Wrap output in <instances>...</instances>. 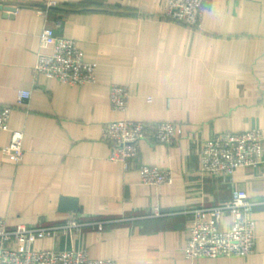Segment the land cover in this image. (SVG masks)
Segmentation results:
<instances>
[{
  "label": "crops",
  "instance_id": "obj_1",
  "mask_svg": "<svg viewBox=\"0 0 264 264\" xmlns=\"http://www.w3.org/2000/svg\"><path fill=\"white\" fill-rule=\"evenodd\" d=\"M45 1L0 0V104L13 106L9 129H0V217L10 228L83 223L38 239V250L85 248L117 264H264V162L227 181L201 168L212 136L264 134V0H206L200 28L164 17L166 0H56L41 14ZM45 26L77 41L97 64V82L34 72L38 52H51L41 44ZM113 83L130 89L126 112L112 109ZM21 89L32 96L19 103ZM119 118L174 122L176 140L143 139L125 168L102 139L103 124ZM13 129L25 134L20 163L2 150ZM142 164L170 169L174 181L143 183ZM236 188L255 202V251L188 259L189 210L226 202ZM231 221L225 213L222 227Z\"/></svg>",
  "mask_w": 264,
  "mask_h": 264
},
{
  "label": "built area",
  "instance_id": "obj_2",
  "mask_svg": "<svg viewBox=\"0 0 264 264\" xmlns=\"http://www.w3.org/2000/svg\"><path fill=\"white\" fill-rule=\"evenodd\" d=\"M206 0H166L163 15L167 19L200 28ZM56 0H46L38 6L41 14L57 7ZM43 47L51 52H38L34 72L55 78L71 85L97 82V64L84 58L74 38L57 33L51 26H45L40 35ZM130 89L127 85L113 83L110 87V101L113 111L126 112L129 107ZM32 96V91L21 89L18 102ZM13 106L0 104V129H9ZM177 124L171 121L149 124L141 120L119 118L108 121L102 127V139L111 144L110 158L120 161L129 168L140 154L143 139L172 144L176 140ZM24 131L13 129L9 143L2 148L16 163L25 154ZM264 162V134L260 128L245 131H226L207 139L202 148L201 168L210 174L231 180L235 171L243 167H257ZM141 180L145 184L164 185L174 181L168 168L142 164ZM255 202L244 189L236 188L230 200L210 207L193 208L192 224L185 256L194 260L201 257L247 256L256 248V220L253 217ZM230 212L229 228L222 227V217ZM155 215H160L155 207ZM98 229L103 222H95ZM83 225L76 219L64 224L35 227L20 224L10 228L7 220L0 217V264H117L113 258H94L85 248L41 249L34 247L38 239L67 233Z\"/></svg>",
  "mask_w": 264,
  "mask_h": 264
}]
</instances>
